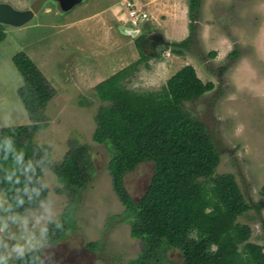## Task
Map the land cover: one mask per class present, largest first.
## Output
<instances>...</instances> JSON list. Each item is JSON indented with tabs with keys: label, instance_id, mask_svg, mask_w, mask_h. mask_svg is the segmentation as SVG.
I'll list each match as a JSON object with an SVG mask.
<instances>
[{
	"label": "rangeland",
	"instance_id": "rangeland-1",
	"mask_svg": "<svg viewBox=\"0 0 264 264\" xmlns=\"http://www.w3.org/2000/svg\"><path fill=\"white\" fill-rule=\"evenodd\" d=\"M120 1L125 0H85L71 10L73 0H0L16 9H42L22 26L3 24L6 37L0 43V127L30 123L18 94L23 78L13 61L24 51L56 90L45 109L49 124L34 134L33 141L48 146L49 158L55 162L73 146L88 144L95 162L94 177L78 198L59 191L61 184L45 164L43 180L47 196L54 201L56 219L69 222L71 217L74 225L54 245L48 246L45 238L44 264H129L143 249L142 240L131 235L130 223L121 217L125 206L113 189L109 150L93 139L95 115L102 104L95 86L112 74L89 75L87 63L98 62L100 66V57L106 59L115 51L118 37L113 36L114 42L111 37L103 41L94 25L86 22L77 23L76 28L64 27L68 18L97 7L113 9ZM131 2L147 12L148 18L137 25L139 33L131 35L127 30L131 26H121V34L129 36L126 40L147 34L145 51L160 57L143 62L126 85L135 90L159 89L187 64L194 66L204 82L214 83L211 91L184 106L210 131L220 152L217 173L233 174L252 205L237 221L250 225V241L264 246V0H201L190 46L182 54L172 52L168 44L190 34L189 0ZM114 35H118L115 30ZM234 50L236 56L232 55ZM153 173V163L144 162L126 176L125 184L133 198L141 196ZM92 242L97 248L87 246ZM170 256L180 259L177 252Z\"/></svg>",
	"mask_w": 264,
	"mask_h": 264
},
{
	"label": "trees",
	"instance_id": "trees-1",
	"mask_svg": "<svg viewBox=\"0 0 264 264\" xmlns=\"http://www.w3.org/2000/svg\"><path fill=\"white\" fill-rule=\"evenodd\" d=\"M201 0H189L190 34L171 42L172 52L182 54L190 46L194 21ZM0 24V43L5 39ZM147 34L136 38L140 58L96 84L102 104L95 115V142L110 153L108 169L114 192L125 206L124 220L131 235L141 239L143 249L129 264H264V246L251 242L252 228L238 222L252 208L233 174L217 173L220 152L207 125L184 106L214 88L204 82L193 65L187 64L159 89L135 90L126 84L140 65L153 57L145 51ZM237 55V50L232 52ZM13 61L23 78L18 89L30 123L0 127V137H11L26 159H44L61 188L78 198L95 174V162L88 144L73 146L61 161H51L49 147L33 141L34 134L48 126L45 109L56 90L46 75L24 51ZM144 162L153 163L154 173L138 199L128 191L125 178ZM12 168L11 157L0 152V191L11 195L10 182L3 181ZM43 178V170H37ZM48 194L46 187L41 196ZM48 224L47 245L63 240L74 220L64 218ZM95 249L97 244L87 245ZM177 252L179 260L170 254ZM42 248L33 256L10 259V264H44Z\"/></svg>",
	"mask_w": 264,
	"mask_h": 264
},
{
	"label": "clouds",
	"instance_id": "clouds-1",
	"mask_svg": "<svg viewBox=\"0 0 264 264\" xmlns=\"http://www.w3.org/2000/svg\"><path fill=\"white\" fill-rule=\"evenodd\" d=\"M0 152L3 159L10 156L12 162L2 178L10 182L12 194H0V264H10L13 257L35 256L44 245L48 224L60 227V222L52 198L41 196L47 184L37 170H43L45 160L26 159L11 137H0Z\"/></svg>",
	"mask_w": 264,
	"mask_h": 264
},
{
	"label": "crops",
	"instance_id": "crops-1",
	"mask_svg": "<svg viewBox=\"0 0 264 264\" xmlns=\"http://www.w3.org/2000/svg\"><path fill=\"white\" fill-rule=\"evenodd\" d=\"M57 1H59V0H57ZM84 1L85 0H81L77 4H74L73 7L71 8V10L73 8H76L78 5L83 4ZM127 1H131V0L120 1L118 4L114 5L113 9L111 8L108 10V6H106L104 9H99L97 7L95 10L92 9L91 12H87V13L79 16V17L73 16L71 18L66 19V21L64 23V27L76 28L77 23H84V22H86V24L90 25V26L94 25V27L97 31V35L99 37H100V35H102L101 40H103V41H107L108 38L111 37V39L114 42L113 36L118 37L117 44L115 42V45H116L115 51H113V53H111L109 55L107 54L106 59H103L102 57H100V66H99L98 62H91L90 61L89 63H87L91 67V71L89 72L90 73L89 75L99 76V74L104 75L106 72L108 75L114 74L117 71L121 70L122 68L128 66L130 63H133L135 60L137 61L139 59L138 54L136 52L137 51L136 50L137 49L136 48V39L135 40H130V39L126 40L125 38H129V36H127V34L122 35L120 32L121 26L124 28L131 26V23L129 20V15H128V10L126 8L127 7L126 6ZM45 7L46 6H44L43 9L50 11V7H48V8H45ZM32 10L34 11V16H33V18H34L36 13L41 12L42 9L40 11H36V9H32ZM110 10H111V12H110ZM114 30L117 32L118 35H114ZM103 38H105V39H103ZM86 42H87V40L83 41L84 44ZM82 48L84 49L83 45H82ZM107 59L109 62H107ZM104 60H106L107 63H105ZM104 63L106 65H109L110 68L106 69V67H109V66H105ZM99 68H100V70H98ZM102 70H103V72H102ZM99 71H100V73H99Z\"/></svg>",
	"mask_w": 264,
	"mask_h": 264
},
{
	"label": "water",
	"instance_id": "water-1",
	"mask_svg": "<svg viewBox=\"0 0 264 264\" xmlns=\"http://www.w3.org/2000/svg\"><path fill=\"white\" fill-rule=\"evenodd\" d=\"M81 0H73V4ZM34 16V11L29 9H16L8 3H0V24L22 26ZM42 256V255H41Z\"/></svg>",
	"mask_w": 264,
	"mask_h": 264
},
{
	"label": "built area",
	"instance_id": "built-area-1",
	"mask_svg": "<svg viewBox=\"0 0 264 264\" xmlns=\"http://www.w3.org/2000/svg\"><path fill=\"white\" fill-rule=\"evenodd\" d=\"M126 6L131 23V27L127 29L128 33L131 35L136 32L139 33V28L137 25L141 24L148 18V13L138 8L135 3L131 1H127Z\"/></svg>",
	"mask_w": 264,
	"mask_h": 264
}]
</instances>
